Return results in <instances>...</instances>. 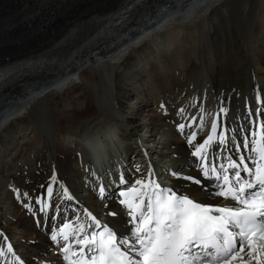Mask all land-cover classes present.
Wrapping results in <instances>:
<instances>
[{
	"label": "bare ground",
	"instance_id": "6f19581e",
	"mask_svg": "<svg viewBox=\"0 0 264 264\" xmlns=\"http://www.w3.org/2000/svg\"><path fill=\"white\" fill-rule=\"evenodd\" d=\"M245 1L0 0V264H15L12 255L22 264H65L51 233L65 223L92 229L85 210L125 232L119 192L147 178L149 165L160 185L234 203L208 199L170 170L211 185L186 137L195 131L194 144L202 141L218 116V131L226 128L247 155L240 130L251 139L253 118L264 121V0ZM186 31L188 42L173 41ZM14 153L26 167L18 173L6 159ZM218 156L237 153L216 141L209 163H222ZM37 197L49 203L46 213Z\"/></svg>",
	"mask_w": 264,
	"mask_h": 264
},
{
	"label": "snow or ice",
	"instance_id": "6c2138e0",
	"mask_svg": "<svg viewBox=\"0 0 264 264\" xmlns=\"http://www.w3.org/2000/svg\"><path fill=\"white\" fill-rule=\"evenodd\" d=\"M226 111L219 108L220 113ZM218 119L213 117L202 141L194 144L195 131L186 137L195 158L193 163L200 176L212 181L211 185H203L201 179L188 175L184 169L170 170V175L199 186L208 199L231 200L232 205L205 203L181 194L176 187L161 186L149 165L147 178L136 179L119 192L118 202L126 209L130 225L125 232L102 224L87 210L84 215L94 226L92 229L65 223L52 231L50 239L59 247L58 255L65 264H264V121L259 116L253 118L251 139L246 129L240 130L245 134L242 145L247 155H243L236 138L228 139L226 128L218 131ZM199 120L197 127L202 128L204 116L200 115ZM187 126L191 128V122ZM176 127L183 132L185 124ZM216 141L224 149L232 144L237 156H218L215 159L223 162L210 164L209 148ZM135 167L139 171L140 166ZM50 179L49 197L56 182L55 172ZM125 183L121 176L120 184ZM104 193L101 187L99 195L103 197ZM63 196L73 199L67 188ZM36 204L42 213L47 212V201L37 197ZM106 215L115 217L118 213L109 211ZM6 252L13 253L10 244ZM5 254L0 249V256ZM12 260L22 264L15 255Z\"/></svg>",
	"mask_w": 264,
	"mask_h": 264
},
{
	"label": "rangeland",
	"instance_id": "374dc122",
	"mask_svg": "<svg viewBox=\"0 0 264 264\" xmlns=\"http://www.w3.org/2000/svg\"><path fill=\"white\" fill-rule=\"evenodd\" d=\"M249 1H245V3L247 4V5H250L249 3H248ZM250 15H251V12H248ZM247 13V14H248ZM247 27L248 26H246V28L243 30L244 32L247 30ZM171 29V28H170ZM170 38L172 37L173 38V33H171L170 35ZM190 40V34H189V31H186V33H185V35L184 36H182V38H181V40H173V41H175V43H178V44H181V43H184V42H188ZM181 55L185 58L184 59V61H185V64H184V66L183 67H188L191 63H192V61L190 60L191 58H192V56H191V52L189 51V49H188V47L187 46H185L184 48H183V50L181 51ZM216 56V55H215ZM237 66V65H236ZM235 67V66H234ZM237 68L238 69H240L238 66H237ZM242 72H244V71H241V73ZM143 108V107H142ZM137 118H142V116H140V117H138L137 116ZM7 159V161H8V164H10V165H13V167H14V169H13V172L15 173H18V172H20L21 170H24V169H26V167L24 166V164L23 163H21V161L19 160V156H18V154L17 153H14V154H12V155H10L8 158H6Z\"/></svg>",
	"mask_w": 264,
	"mask_h": 264
}]
</instances>
